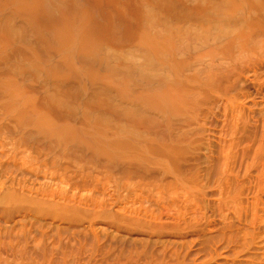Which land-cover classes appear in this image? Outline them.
Returning a JSON list of instances; mask_svg holds the SVG:
<instances>
[{
	"label": "bare ground",
	"instance_id": "1",
	"mask_svg": "<svg viewBox=\"0 0 264 264\" xmlns=\"http://www.w3.org/2000/svg\"><path fill=\"white\" fill-rule=\"evenodd\" d=\"M0 264H264V0H0Z\"/></svg>",
	"mask_w": 264,
	"mask_h": 264
}]
</instances>
